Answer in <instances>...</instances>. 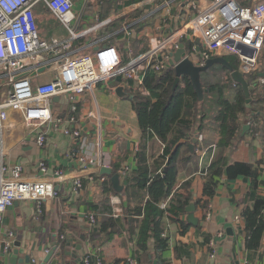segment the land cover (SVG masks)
I'll return each mask as SVG.
<instances>
[{
  "label": "crops",
  "instance_id": "0c3cea01",
  "mask_svg": "<svg viewBox=\"0 0 264 264\" xmlns=\"http://www.w3.org/2000/svg\"><path fill=\"white\" fill-rule=\"evenodd\" d=\"M123 1L125 0H111L112 7L106 17H112L113 23L119 25L118 28L136 19L132 30L143 35L130 38L129 35L118 32L108 42L119 35L120 38L114 40L115 45L128 56L130 52L138 54L147 48L148 39L144 34H152L154 24L159 21L158 18L156 21L137 19L146 13L140 5L128 4L117 12V6ZM39 10V26L42 35L48 39L46 29L52 15L42 7ZM43 80L49 79L47 77ZM119 87L123 86L119 85L113 90L105 84H100L93 93H87L79 102L74 115L88 140L89 146L84 150L76 138L63 134L62 125L52 124L47 127L46 141L42 147L37 143V131L26 133L21 124H17L7 133L4 142L6 162L10 165H22L23 172L20 177L22 180H50L58 192L55 199H43L40 207L34 200H17L5 212L0 223V243L7 237L8 231L13 230L16 241L22 243L20 257H23L24 253L33 252L35 255L32 261L39 263L46 254V246L48 249L57 246L58 249L72 251L78 244H82L83 249L79 254L82 263H74L72 256H65L70 264H84L87 254L101 258L105 264H113L116 260H120V264H129L130 259L135 260L137 264H157L154 243L149 244V251H138L136 245L139 229L138 227H134L133 231L131 229L133 219L140 217L141 198L139 196L129 198L128 184L122 192H117L113 187L114 192L108 194L104 191V185L105 181H111V175L101 173L103 165L89 164L86 167L79 159L83 151H87V154L96 161L110 167L113 174H120L121 185L127 180L126 175L138 168L137 155L141 149L143 133L130 98L133 94L124 87L125 95L121 96L117 93ZM64 102L60 106L65 105ZM257 108L261 114L253 121L254 125L244 120L239 137L233 147L227 150V154L231 161L248 162L259 169L258 187L252 188L251 177L237 179L222 177L216 194L209 200V212L196 206L197 225L189 221L187 211L180 217L185 223H190L184 231L181 223L167 212L163 220L164 235L168 239V248L164 253L167 264H264V239L255 261L249 259V253L244 246L246 225L241 217L244 207L256 199H264V102L257 105ZM90 112H94L95 115H91ZM68 113L66 110L56 112L57 115L64 116L65 121L69 117ZM13 116L15 115L12 114ZM247 124L249 128L243 132ZM218 134L217 125L211 126L203 133L204 138H213L212 144H215ZM194 137H197V133ZM186 141L190 142L189 144L193 143L192 138L191 141L188 139L183 143ZM199 144H195L196 156L178 162L177 187L186 191L185 183L190 181L188 190L192 192L194 199L203 197L205 182L201 172L203 162ZM210 145L204 144L205 147ZM147 147L151 154H158L162 152L164 145L153 137L147 141ZM185 148L186 146L182 149L184 153ZM42 161L48 167L47 173L40 167ZM57 170L61 171L59 175L56 174ZM91 176L94 180H90ZM76 177H81L84 183L78 195L72 191ZM106 203L113 207V211L116 203L122 211L117 214L113 212L115 229L101 231V221L111 217L103 212ZM91 205L99 206L100 212L97 209L96 213L91 209ZM92 213L98 218L96 225L90 223L89 216ZM207 213H211L210 218ZM95 231L98 234L91 240V235ZM69 238L71 245L67 246ZM211 239L217 242L214 259L210 257ZM10 256L11 253L8 256L0 253V264H9ZM55 257L56 255L53 256Z\"/></svg>",
  "mask_w": 264,
  "mask_h": 264
},
{
  "label": "built area",
  "instance_id": "2783aa9c",
  "mask_svg": "<svg viewBox=\"0 0 264 264\" xmlns=\"http://www.w3.org/2000/svg\"><path fill=\"white\" fill-rule=\"evenodd\" d=\"M78 1L0 0V84H11L7 95L0 97V223L17 200H34L40 207L43 199H55L58 195L52 181L22 180V165L6 162L5 137L17 124L26 133L37 131L40 147L45 144L47 127L62 125L63 134L76 138L84 150L89 146L88 140L74 115L83 96L93 93L100 84L113 90L121 85L133 95L148 96L146 77L171 67L172 53L181 44L186 48L183 57H190L197 65H205L218 56H236L243 74L254 76L250 87L259 89L264 85V76H260L264 73V0H140L131 4L146 11L137 19L158 18L159 22L154 24L152 34H144L147 48L128 56L108 40L118 32L130 38L143 35L132 30L136 19L110 31L114 19L102 17L100 0H83L77 9ZM41 7L63 25L69 37L47 39L42 35L38 23ZM240 45L246 48L240 51ZM47 77L49 80L44 81ZM55 96L60 97L58 102L52 101ZM62 102L65 105L56 108ZM61 110L69 112L66 121L56 114ZM198 143L203 162L201 172L205 175L212 165L216 144L205 147L203 134L198 136ZM79 159L86 167L104 166L87 151ZM40 167L48 172L45 162H40ZM60 172L57 170L56 174ZM83 186V179L76 177L73 193L80 194ZM114 206V214L122 211L118 204ZM207 214L210 218L211 213ZM89 220L92 225L98 223L95 213ZM15 241V232L8 231L1 240L0 253L8 256ZM209 246L210 257L214 259L216 240L211 239ZM84 264L105 263L87 254ZM129 264L137 263L130 259Z\"/></svg>",
  "mask_w": 264,
  "mask_h": 264
},
{
  "label": "trees",
  "instance_id": "16d2710c",
  "mask_svg": "<svg viewBox=\"0 0 264 264\" xmlns=\"http://www.w3.org/2000/svg\"><path fill=\"white\" fill-rule=\"evenodd\" d=\"M138 1L140 0H125L117 6L116 11L119 12L125 5ZM100 2L101 14L106 17L112 7L111 0H100ZM118 26L113 23L108 29L112 31ZM118 38H120L119 35L109 43L115 44L114 40ZM226 58L235 69L240 68L236 56H226ZM215 66H220L226 72L227 82L226 84L207 83L203 101L199 100L188 76L182 77L179 84L174 87L176 73L173 67L165 69L161 74L148 75L145 86L150 94L144 96L135 93L132 99L143 134L141 149L137 155L138 168L127 175L129 198L130 196L141 198L140 217L133 219L131 229L132 231L134 227L139 229L136 245L138 251L147 252L149 244L154 243L157 264H167L164 253L168 248V239L164 235L163 222L167 212L181 223L182 231H184L190 223H185L180 217L186 213L187 206L194 201L196 206L208 212L209 200L216 194L222 177L226 176L228 179L251 177L252 188L256 189L259 185V169L248 162L231 161L227 150L232 148L238 139L243 122L249 121L251 125H254L253 121L261 114L257 105L264 102V85L259 89H253L251 86L248 102L241 84L235 82L230 71L222 65H214L202 73V83L203 76L211 74ZM245 77L251 84L254 76L245 75ZM203 87L205 88V83ZM228 90L233 92L232 98L228 95ZM207 93L215 96L212 103L207 101ZM210 125H217L219 133L215 141L216 151L212 165L204 175L203 197L194 199L192 192L188 190L190 181L185 183L186 191L177 187L178 162L187 161L196 156L195 149L192 151L190 148V142H183L188 139L191 141L196 133L197 136L205 133L208 128H211ZM153 137L159 139L164 145L162 152L158 154L148 152L147 141ZM212 141L213 138H204L205 145H212ZM185 146L184 153L182 149ZM199 147H201L200 144ZM185 154H187L186 157ZM113 187L112 181H105V192L108 194L114 192ZM91 206V209L97 213L99 206ZM103 212L111 217L101 221V231L108 228L115 229L116 222L112 217L113 207L106 203ZM137 212L136 209L135 215ZM241 217L246 225L244 246L249 253V259L255 261L264 239V199H256L252 204L244 207ZM97 234L98 232H93L91 240ZM120 262L116 260L113 264H120Z\"/></svg>",
  "mask_w": 264,
  "mask_h": 264
},
{
  "label": "water",
  "instance_id": "95a60500",
  "mask_svg": "<svg viewBox=\"0 0 264 264\" xmlns=\"http://www.w3.org/2000/svg\"><path fill=\"white\" fill-rule=\"evenodd\" d=\"M246 47L243 45L239 46V50L243 51ZM186 52L185 44H181L180 48L172 53V59L170 60V66L174 68L176 73V79L174 82V87H176L181 78L188 76L198 94V98L200 101L204 99V93L205 88L203 87L202 83V73L208 71L212 66L214 65H222L226 69H228L231 73V76L233 80L243 87V90L246 94L247 101L249 102L250 98V84L247 81L245 75L240 69H235L234 66L228 61V59L224 56H218L215 58L209 59L205 65H197L194 63V61L190 57H183ZM44 69H41L43 71ZM260 76H264V73H260ZM117 93L121 96L125 95L124 87H119L117 89ZM131 100L134 98V95L130 96ZM60 100L59 96H55L52 101L58 102ZM249 128V125H245L243 128V132H245ZM198 143V138H193V143L190 144V148L192 151H194L195 144ZM102 174H108L111 175V181L114 185V188L117 192H122L125 188V186L128 184V181L125 180L124 184L121 185L120 183V174L115 173L113 174V171L110 167L103 166L101 168ZM127 176V175H126ZM127 178V177H126ZM195 210L196 205L195 203H190L186 211L189 213L188 219L189 221L197 225L198 224V218L195 217ZM71 245L70 238L67 241V246ZM14 248L11 252V256L9 258V264H70L68 260H66L65 256H72L74 258V263H82L81 259L79 258L80 251L83 249L82 244H78L76 248L72 251H66L62 249H58L57 246L53 247L52 249H48V247H45L46 254L42 258V260L39 263L33 262L34 253H24L23 257H20L21 247L22 243L21 241H15ZM56 255L55 258L53 256Z\"/></svg>",
  "mask_w": 264,
  "mask_h": 264
},
{
  "label": "rangeland",
  "instance_id": "374dc122",
  "mask_svg": "<svg viewBox=\"0 0 264 264\" xmlns=\"http://www.w3.org/2000/svg\"><path fill=\"white\" fill-rule=\"evenodd\" d=\"M78 2L79 3H77V9L80 8V6L82 4L81 2H83V0L82 1L79 0ZM50 18H48V19H50L49 24H48L49 27H48V29H46V35H48V39H51L55 35L56 36L57 35H61L63 37H69V34H68L67 30L63 27V25L57 19H55L54 17L52 18V16H51ZM76 45H77V43H76ZM43 76L41 77V79L43 78ZM226 82H227V74H226V72L224 70H222V68L220 66H215L213 68V71H212L211 74H205L203 76V83H205V89H206V84L207 83H221V84H226ZM10 89H11V84H9V83H2V84H0V97L1 96H4V95H7V92ZM227 93L230 96V98H232L231 95H232L233 92H231L230 90H228ZM214 97L215 96L213 94L212 95H209L207 93L206 98L208 99L207 101L209 103H212L214 101ZM59 106H60V104H57L56 105V108H58ZM197 138H198V136H197Z\"/></svg>",
  "mask_w": 264,
  "mask_h": 264
}]
</instances>
